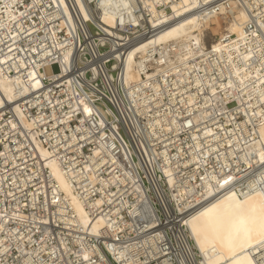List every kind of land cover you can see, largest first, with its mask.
<instances>
[{
	"label": "built area",
	"instance_id": "obj_1",
	"mask_svg": "<svg viewBox=\"0 0 264 264\" xmlns=\"http://www.w3.org/2000/svg\"><path fill=\"white\" fill-rule=\"evenodd\" d=\"M14 1L7 10L0 0V75L35 72L40 85L0 107V264H190L185 222L204 202L195 197L205 180L229 171L218 172L224 154H206L209 143L199 139L198 148L191 134L208 126L232 143L246 119L240 104L229 94L195 121L184 104L192 96L200 101L206 89L192 85L195 73L177 81L160 72L146 83L148 102L130 97L123 70L128 51L171 23L143 27L136 3L122 9L124 0H80L83 17L76 0ZM229 3L245 10L250 47L235 35L223 42L252 52L246 65H262L261 76L264 0H212L205 7L219 13ZM157 8L170 13L164 5ZM104 13L113 17L111 24ZM226 19L236 21V12ZM162 55L164 60L156 53L148 61L170 70L169 57ZM208 62L211 77L221 80L222 61ZM53 65L58 71L46 75ZM256 79L254 71L244 85L251 93L248 104L264 93V80L257 85ZM258 109L264 113V102ZM51 160L73 173L70 184L90 219H104L98 233L74 221L46 166Z\"/></svg>",
	"mask_w": 264,
	"mask_h": 264
},
{
	"label": "bare ground",
	"instance_id": "obj_2",
	"mask_svg": "<svg viewBox=\"0 0 264 264\" xmlns=\"http://www.w3.org/2000/svg\"><path fill=\"white\" fill-rule=\"evenodd\" d=\"M1 1L7 10L15 2ZM139 1L140 4L137 0H124L121 8L124 9L127 2L136 3V8L140 10L139 17L143 18V27L148 23L153 27L168 21L171 23L128 51L123 70L124 84L129 96L142 99V103L148 102L149 97L144 88L150 78L160 72L174 74L177 81H184L190 73H195L192 85L199 87L201 91L206 88L200 101H196V98L200 97L192 96L188 102H184L194 114L195 121L210 115L211 110L219 104L223 105L229 94L240 104L246 118L241 123L242 131L233 133L232 143L230 140L222 142L221 135L208 126L191 134L197 139L198 148L202 144L199 139L209 143L210 149H205L206 154H209L210 150L224 154L221 155L224 166L220 165L218 172L224 173L227 168L229 171L219 178L205 180L202 194L195 197L196 203L204 202L185 222L186 235L183 243L188 252V261L190 264H264V113L258 109V102H264V93L258 91V98L253 104H248L246 100L251 98V93L244 88L254 71L257 85L264 80V74H258L263 67L260 65L250 69L246 63L252 52H242L238 44L223 42L230 35H235L237 40L244 41L246 47H250V33L244 29V23L247 21L245 10L236 3H229L228 7L221 5L219 13H215L205 7L212 0ZM76 4L82 16L86 17L80 0H76ZM158 5L169 7L170 13L164 14L165 9H158ZM126 11L130 13L129 10ZM232 12H236V21L226 19V15ZM143 13H146L148 21ZM103 15V20L111 24L113 17L105 13ZM214 23L220 26L218 38L215 39L214 35L211 43L205 45L206 28ZM162 51L169 57L170 70H163L157 65L158 61H155L156 65L148 61L150 56L156 53H160L159 60H164ZM210 59L216 63L222 61L225 68L218 65V77L221 80L211 77L213 69L208 62ZM241 62H244L240 64L242 69L238 64ZM148 68H151V71H145ZM196 71L203 72L199 78L201 81ZM141 74H144L146 80ZM39 85L40 81L35 72L28 73L26 77L5 78L0 75V107L5 103L14 105L18 99ZM239 89H242L241 94L237 92ZM254 105L255 111L247 110ZM249 111L252 116H249ZM15 112L21 117L17 110ZM250 117L255 120L251 121ZM247 122L251 127H246ZM225 145H229V148H225ZM38 149L43 158H48V153L43 147L38 146ZM205 153L201 154L202 157ZM224 157H229L231 161L228 162ZM196 159L198 160V157ZM46 166L62 197L70 206L74 221L90 233H98L97 230L104 223V219H90L70 184V176L73 173L64 171L56 161H46ZM211 180L214 183H211Z\"/></svg>",
	"mask_w": 264,
	"mask_h": 264
},
{
	"label": "rangeland",
	"instance_id": "obj_3",
	"mask_svg": "<svg viewBox=\"0 0 264 264\" xmlns=\"http://www.w3.org/2000/svg\"><path fill=\"white\" fill-rule=\"evenodd\" d=\"M206 29H207V30H206V31H207V32H206L207 40L205 41V45H208V44L211 43V40L213 39L214 35H215L214 38L217 37V34H218V32L220 31V26L218 25V23H217V24L214 23V24H212V25H210V26H207ZM90 30L93 31L92 27H90ZM57 71H58V69H57V67H56L55 65H53V66H51V67H46V68L44 69V73H45L46 75L54 74V73H56Z\"/></svg>",
	"mask_w": 264,
	"mask_h": 264
}]
</instances>
